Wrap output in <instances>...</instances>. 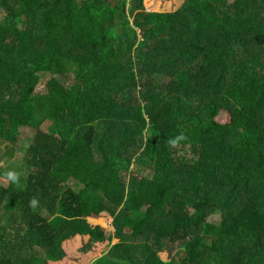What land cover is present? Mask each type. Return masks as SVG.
Here are the masks:
<instances>
[{
	"label": "trees",
	"instance_id": "1",
	"mask_svg": "<svg viewBox=\"0 0 264 264\" xmlns=\"http://www.w3.org/2000/svg\"><path fill=\"white\" fill-rule=\"evenodd\" d=\"M144 1L0 0V143L35 131L0 264L63 261L102 214L92 264H264V0Z\"/></svg>",
	"mask_w": 264,
	"mask_h": 264
},
{
	"label": "rangeland",
	"instance_id": "2",
	"mask_svg": "<svg viewBox=\"0 0 264 264\" xmlns=\"http://www.w3.org/2000/svg\"><path fill=\"white\" fill-rule=\"evenodd\" d=\"M184 3V0H145L144 5L146 11L148 12H173L179 9ZM5 16V11L0 6V21L3 20ZM82 19V18H81ZM79 19L84 27V23ZM50 75H42L41 82L36 94L44 92L46 83L50 79ZM157 78L156 81H165V79L160 80ZM218 122L220 124H228L229 116L226 112H222L218 117ZM35 131L30 128H23L22 135L20 136L16 145L1 144L0 143V186L8 187L12 181H19L21 183L26 182V178L31 171V167L28 164V157L30 156V147L34 141ZM11 174V175H10ZM80 185L72 181L70 186V191L68 192L65 200H72L75 195L80 191ZM98 218H103L106 225H101L97 222H92L88 220L87 224L82 228V233L77 241L76 246L79 247L80 242L81 247L86 244L90 239L94 240L92 249L88 253L81 252L80 248L75 252H70L71 249L67 248L71 254L67 258V264H91L92 260L97 257H101L106 254L108 250L114 243L117 242L115 238H112L114 234L113 219L106 214H102ZM220 216L214 215L211 219L212 222L216 223L219 221ZM185 242L178 245V250L176 251L178 255H184L183 246ZM72 247V246H71ZM161 257L166 260L168 259L167 253H161Z\"/></svg>",
	"mask_w": 264,
	"mask_h": 264
},
{
	"label": "crops",
	"instance_id": "3",
	"mask_svg": "<svg viewBox=\"0 0 264 264\" xmlns=\"http://www.w3.org/2000/svg\"><path fill=\"white\" fill-rule=\"evenodd\" d=\"M89 220V219H88ZM81 233H82V231H81ZM81 233L79 234V235H77L76 237H74L73 239H71V240H68V241H66V242H64V249H65V251H66V253H67V258H69V255L71 254L70 252H73V251H77L78 250V248H80L81 247V245H82V243L80 242V246L79 247H74V246H76V244H77V241H78V239L80 238V235H81ZM115 244V243H114ZM72 246V247H71ZM67 248H69V249H71V251L69 252V251H67L66 249ZM106 250H109V248H107ZM102 255V254H101ZM101 255H100V257H101ZM100 257H98V258H100ZM67 258L66 259H64L63 261H60V262H50L49 264H67V262H68V260H67ZM97 257L94 259V261L96 260V259H98ZM93 260H92V263L94 262ZM91 263V264H92Z\"/></svg>",
	"mask_w": 264,
	"mask_h": 264
},
{
	"label": "clouds",
	"instance_id": "4",
	"mask_svg": "<svg viewBox=\"0 0 264 264\" xmlns=\"http://www.w3.org/2000/svg\"><path fill=\"white\" fill-rule=\"evenodd\" d=\"M11 175V174H10ZM35 203V201H33V204Z\"/></svg>",
	"mask_w": 264,
	"mask_h": 264
}]
</instances>
